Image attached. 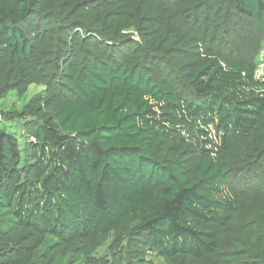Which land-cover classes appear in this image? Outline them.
Instances as JSON below:
<instances>
[{"label":"trees","instance_id":"obj_1","mask_svg":"<svg viewBox=\"0 0 264 264\" xmlns=\"http://www.w3.org/2000/svg\"><path fill=\"white\" fill-rule=\"evenodd\" d=\"M263 48L264 0H0V101L43 88L2 113L0 264L126 229L119 264H264Z\"/></svg>","mask_w":264,"mask_h":264},{"label":"rangeland","instance_id":"obj_2","mask_svg":"<svg viewBox=\"0 0 264 264\" xmlns=\"http://www.w3.org/2000/svg\"><path fill=\"white\" fill-rule=\"evenodd\" d=\"M259 69L257 72V77L259 79L264 78V48L262 53L260 54V57L258 59ZM43 88L36 87L35 85H32L30 87L28 93L24 96H19L17 92L10 93L5 99L0 101V130H7L12 131V133L19 135L20 134V128H21V121H15L12 119H9L8 116L2 115V113H11L13 111H22L25 105L38 93H42ZM22 135V134H21ZM18 140L20 142L21 148H23L24 144V138L19 136ZM128 230L126 229L123 231L121 235L118 236V240L120 241V244L122 245V248L120 250L116 251L115 255H112V253H109L107 251V246L111 245L115 241L114 236L112 235L108 240L105 242L106 246H104V249L100 251L101 253H98V256L96 258L102 259V257H108L106 259H110L116 264H119L123 261V253H124V243L127 245L131 244L130 238H126ZM106 247V248H105ZM67 250L63 251H55L51 252L50 257H57L59 254H65ZM68 253V252H67ZM77 258V257H76ZM156 257H152L153 260L156 262H162L163 259H154Z\"/></svg>","mask_w":264,"mask_h":264}]
</instances>
